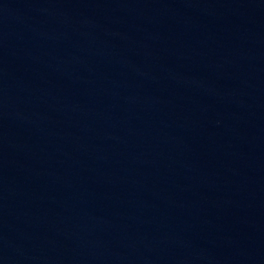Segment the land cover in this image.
I'll return each instance as SVG.
<instances>
[{"label": "water", "instance_id": "95a60500", "mask_svg": "<svg viewBox=\"0 0 264 264\" xmlns=\"http://www.w3.org/2000/svg\"><path fill=\"white\" fill-rule=\"evenodd\" d=\"M0 264H264V0H0Z\"/></svg>", "mask_w": 264, "mask_h": 264}]
</instances>
